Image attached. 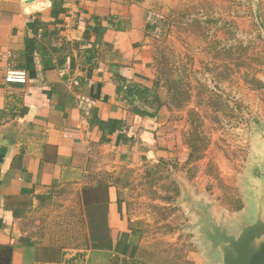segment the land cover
Returning <instances> with one entry per match:
<instances>
[{
  "label": "crops",
  "instance_id": "crops-1",
  "mask_svg": "<svg viewBox=\"0 0 264 264\" xmlns=\"http://www.w3.org/2000/svg\"><path fill=\"white\" fill-rule=\"evenodd\" d=\"M153 2L0 0V247H12L10 264L134 255L120 194L168 156V109L128 89L153 83ZM9 71L26 82H6Z\"/></svg>",
  "mask_w": 264,
  "mask_h": 264
},
{
  "label": "rangeland",
  "instance_id": "rangeland-1",
  "mask_svg": "<svg viewBox=\"0 0 264 264\" xmlns=\"http://www.w3.org/2000/svg\"><path fill=\"white\" fill-rule=\"evenodd\" d=\"M153 1L144 46L158 101L171 102L168 80L188 88L189 99L178 109L163 106L170 113L168 156L127 184L120 198L139 236L140 261L208 264L188 202L208 204L214 217L230 220L247 211L252 162L264 161L263 35L252 0ZM257 2L264 23V0ZM194 128L206 148L187 163L185 140Z\"/></svg>",
  "mask_w": 264,
  "mask_h": 264
},
{
  "label": "water",
  "instance_id": "water-1",
  "mask_svg": "<svg viewBox=\"0 0 264 264\" xmlns=\"http://www.w3.org/2000/svg\"><path fill=\"white\" fill-rule=\"evenodd\" d=\"M35 1V0H34ZM254 17L263 35L264 23L257 0H252ZM245 214L230 220L214 217L208 206L188 202L194 218L193 231L208 264H264V161L255 156L251 167Z\"/></svg>",
  "mask_w": 264,
  "mask_h": 264
},
{
  "label": "trees",
  "instance_id": "trees-1",
  "mask_svg": "<svg viewBox=\"0 0 264 264\" xmlns=\"http://www.w3.org/2000/svg\"><path fill=\"white\" fill-rule=\"evenodd\" d=\"M31 48H36L35 46V41L34 40H28L27 41V49ZM38 51L41 52L42 50L40 48H37ZM89 54L90 52L86 50L85 54ZM87 60H90L91 56L86 55ZM256 84L261 85L258 81H255ZM262 86V85H261ZM157 88H158V79H153V83L151 87H147L144 85H139L136 83H132L130 87L128 88L130 93L136 97V101L139 102V104L146 105L148 107H152V105H155V111L157 112L161 107L166 106L170 109L172 108H181L184 106V104L188 101L189 99V93H188V88H185L181 84H176L172 83L171 81L168 80V95L170 97L171 102L169 103H161L158 101L159 96L157 93ZM185 88V89H183ZM184 97L183 100L180 99V97ZM177 102H176V101ZM197 129L194 128V130L189 132L188 137L185 140V145L187 146L188 150V158H187V163H190L192 161H197L201 159L202 157V152L206 148L205 141L203 137H200L198 132L196 131ZM163 161H159V164L163 165ZM150 172L146 174V177H150ZM167 200H169L167 198ZM12 254V247L11 246H3L0 247V264H10V258ZM142 256V254H141ZM139 255L138 250L136 249L134 252V255L127 259V258H120V257H114L111 261L110 264H151L150 262H142L139 260ZM151 258L152 256H149V254L143 252V258ZM179 258H183L180 256ZM166 261V260H165ZM182 264H192V261L189 262L187 260H183Z\"/></svg>",
  "mask_w": 264,
  "mask_h": 264
},
{
  "label": "built area",
  "instance_id": "built-area-1",
  "mask_svg": "<svg viewBox=\"0 0 264 264\" xmlns=\"http://www.w3.org/2000/svg\"><path fill=\"white\" fill-rule=\"evenodd\" d=\"M5 81L8 83L23 84L26 82V76L24 73H21V72L9 71L5 77Z\"/></svg>",
  "mask_w": 264,
  "mask_h": 264
}]
</instances>
